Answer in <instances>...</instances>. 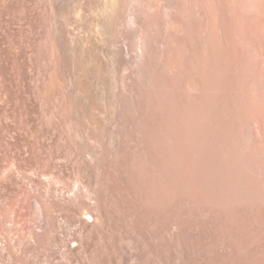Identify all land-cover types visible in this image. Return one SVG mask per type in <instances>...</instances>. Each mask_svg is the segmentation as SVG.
Masks as SVG:
<instances>
[{
  "label": "bare ground",
  "instance_id": "bare-ground-1",
  "mask_svg": "<svg viewBox=\"0 0 264 264\" xmlns=\"http://www.w3.org/2000/svg\"><path fill=\"white\" fill-rule=\"evenodd\" d=\"M42 10L67 135L0 187V264H264V0Z\"/></svg>",
  "mask_w": 264,
  "mask_h": 264
},
{
  "label": "rangeland",
  "instance_id": "rangeland-1",
  "mask_svg": "<svg viewBox=\"0 0 264 264\" xmlns=\"http://www.w3.org/2000/svg\"><path fill=\"white\" fill-rule=\"evenodd\" d=\"M45 2L0 0V187L15 180L17 166L34 165L31 172L36 164L50 167L44 158L48 147L44 136L67 135L61 96L57 91L47 93L52 64L45 39L49 17L42 10ZM60 148L71 154L73 147L67 140ZM36 179L46 185L42 177Z\"/></svg>",
  "mask_w": 264,
  "mask_h": 264
}]
</instances>
